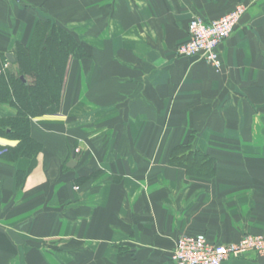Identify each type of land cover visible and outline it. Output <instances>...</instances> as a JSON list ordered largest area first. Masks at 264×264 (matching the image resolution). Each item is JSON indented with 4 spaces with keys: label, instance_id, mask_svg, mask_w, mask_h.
Listing matches in <instances>:
<instances>
[{
    "label": "crops",
    "instance_id": "obj_1",
    "mask_svg": "<svg viewBox=\"0 0 264 264\" xmlns=\"http://www.w3.org/2000/svg\"><path fill=\"white\" fill-rule=\"evenodd\" d=\"M239 4L219 69L178 54L193 17ZM46 22L85 53L69 56L57 111L30 120L35 160L0 156V264H175L183 234L264 233V0H0L1 73Z\"/></svg>",
    "mask_w": 264,
    "mask_h": 264
},
{
    "label": "trees",
    "instance_id": "obj_2",
    "mask_svg": "<svg viewBox=\"0 0 264 264\" xmlns=\"http://www.w3.org/2000/svg\"><path fill=\"white\" fill-rule=\"evenodd\" d=\"M82 51L74 33L49 22L36 32L29 47H17V69L9 67L7 76L3 72L0 74V94L14 109V115L0 117V137L18 143L15 146H0L2 155L12 159L25 156L35 160L42 144L31 137L30 120L34 116L57 111L69 56H82L85 53ZM202 159L203 155L195 153L187 160L195 164ZM179 161L177 155L173 156V162ZM182 163L185 164V160Z\"/></svg>",
    "mask_w": 264,
    "mask_h": 264
},
{
    "label": "built area",
    "instance_id": "obj_3",
    "mask_svg": "<svg viewBox=\"0 0 264 264\" xmlns=\"http://www.w3.org/2000/svg\"><path fill=\"white\" fill-rule=\"evenodd\" d=\"M245 11L246 6L239 4L212 21L199 16L193 17L188 24L189 39L177 48L178 54L198 57L219 69L222 66L219 48L232 35ZM2 154L0 149V156ZM248 252H255L264 258V233L249 234L238 242L228 244L210 242L203 233L183 234L176 242L172 259L175 264H222Z\"/></svg>",
    "mask_w": 264,
    "mask_h": 264
},
{
    "label": "water",
    "instance_id": "obj_4",
    "mask_svg": "<svg viewBox=\"0 0 264 264\" xmlns=\"http://www.w3.org/2000/svg\"><path fill=\"white\" fill-rule=\"evenodd\" d=\"M8 59H9V61H10V66H17V64H15L14 63V57H13V55L10 53V54H8ZM22 79H24V77H22ZM75 159H76V155H74L73 156V160L75 161Z\"/></svg>",
    "mask_w": 264,
    "mask_h": 264
},
{
    "label": "rangeland",
    "instance_id": "obj_5",
    "mask_svg": "<svg viewBox=\"0 0 264 264\" xmlns=\"http://www.w3.org/2000/svg\"><path fill=\"white\" fill-rule=\"evenodd\" d=\"M5 138V137H4ZM16 141V140H15Z\"/></svg>",
    "mask_w": 264,
    "mask_h": 264
}]
</instances>
